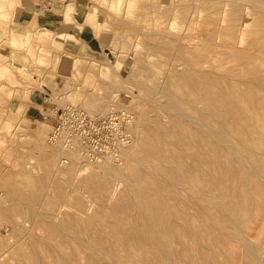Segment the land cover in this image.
I'll list each match as a JSON object with an SVG mask.
<instances>
[{"label": "rangeland", "instance_id": "obj_1", "mask_svg": "<svg viewBox=\"0 0 264 264\" xmlns=\"http://www.w3.org/2000/svg\"><path fill=\"white\" fill-rule=\"evenodd\" d=\"M14 1L0 0V264H18L20 253H36L35 240L47 236L37 221L40 216L52 213L55 216L51 217H58L56 222L71 219L80 235L89 214H100V224L104 223L96 188L80 181L93 172L101 174L107 158L112 156L111 163L125 171L124 150L134 143L137 148L143 139L156 144L154 132L166 134L167 148L181 156L177 140L184 134L192 140L198 132L194 128L195 134L189 138V132L179 128L184 125L192 132L190 125L195 127L184 112L185 83L222 80L223 87L237 82L232 91L240 93L264 86L260 82L264 80V0H91L105 46L101 54L90 52L78 58L75 74L65 88L43 95L44 104L50 105L47 109L32 102V92L40 90L42 69L58 60L53 55L49 58V47H42L48 44L50 32L43 30L36 39L33 29L12 25ZM70 13L68 6L66 19L71 18ZM208 16L212 20L206 21ZM204 21L212 24L207 27ZM246 74L254 75L253 82L242 81ZM173 96L179 97L174 102H181L180 106H171ZM197 101L198 106L203 105ZM177 119L184 124L177 122V126ZM209 139L214 142L211 134ZM122 176L111 179L115 185L106 184L103 190L111 191L112 199L128 186ZM112 199L106 203L108 208L114 204ZM262 221L258 218L250 230H243L241 236L247 242L238 244L232 264L247 263L246 249L248 244L255 247L259 243Z\"/></svg>", "mask_w": 264, "mask_h": 264}, {"label": "bare ground", "instance_id": "obj_2", "mask_svg": "<svg viewBox=\"0 0 264 264\" xmlns=\"http://www.w3.org/2000/svg\"><path fill=\"white\" fill-rule=\"evenodd\" d=\"M255 1L251 2L259 0ZM213 16L215 19L216 16ZM207 24L209 27L210 23ZM253 77L246 74L240 80L253 82ZM260 82L264 83V80ZM233 84L238 85L236 82L222 87V80L185 83L182 95L187 103V111L184 112H187L186 116L191 119L189 122L195 127L185 123L193 127H189L192 132L186 130L184 125L179 128H184L190 134H195L197 130L200 135L196 132L193 137L188 133L187 137H193L188 140L185 132L184 135L180 132L184 130L178 129L183 137L176 142L181 145L180 149L182 147V151L179 150L181 156H177L176 150L167 148L169 146L164 140L166 134L159 130V133H153L156 144L142 137L143 142L139 141L141 143L137 148H133L138 145L134 143L132 148L129 145L130 148L124 150L125 155L119 154L126 157V162L123 158L126 172L113 165L114 161L111 163L112 159L109 160L112 156H109L101 174L93 172L84 182L80 181L84 186L96 188V203L106 216L105 222L100 224V214H89V222L85 220V224H81L85 229L80 235L78 229L73 227L75 223L69 219L71 214L67 215L69 221L65 219L61 222H56L58 217H51L55 216L52 213L51 216L46 214L48 218L40 216L37 221L47 238L35 240L33 248L36 253H20L18 264H232L237 258L238 246L247 242L241 236L243 230H250L258 218L264 220V86L257 85V91L240 93L232 91ZM173 97L174 102L176 97ZM172 100L171 106L175 104ZM197 100L202 101L203 105L198 106ZM180 104H175V107ZM178 110L179 113L183 112V109ZM176 123L179 126L180 123ZM174 131L170 132L175 134ZM210 134L214 142L209 139ZM145 170L147 174H144ZM123 174L128 186L122 194L112 199L113 193L105 190L106 194L103 190L107 185L113 187L114 182L110 180ZM121 178L123 176L118 179ZM109 199L114 204L108 208ZM30 217L34 224L35 220ZM261 223L262 237L257 238L260 240L257 246L250 247L248 244L244 255L246 261L243 260L246 264H264V254L260 253L261 244H264V222Z\"/></svg>", "mask_w": 264, "mask_h": 264}, {"label": "crops", "instance_id": "obj_3", "mask_svg": "<svg viewBox=\"0 0 264 264\" xmlns=\"http://www.w3.org/2000/svg\"><path fill=\"white\" fill-rule=\"evenodd\" d=\"M13 5L12 25L33 29L36 39L41 31L50 32L48 44H42V47H49V58L53 55L58 60L42 69L40 90L32 92V102L49 109L50 105L44 104L43 95L65 88L75 74L78 58L90 52L101 54L105 46L106 40L100 36L104 32L92 10L94 3L91 0H16ZM68 6L71 7L70 19L64 16Z\"/></svg>", "mask_w": 264, "mask_h": 264}]
</instances>
